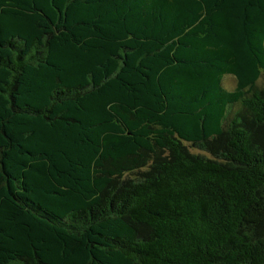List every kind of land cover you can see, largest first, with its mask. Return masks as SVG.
Listing matches in <instances>:
<instances>
[{
  "label": "trees",
  "instance_id": "16d2710c",
  "mask_svg": "<svg viewBox=\"0 0 264 264\" xmlns=\"http://www.w3.org/2000/svg\"><path fill=\"white\" fill-rule=\"evenodd\" d=\"M263 76L264 0H0V264H264Z\"/></svg>",
  "mask_w": 264,
  "mask_h": 264
},
{
  "label": "rangeland",
  "instance_id": "374dc122",
  "mask_svg": "<svg viewBox=\"0 0 264 264\" xmlns=\"http://www.w3.org/2000/svg\"><path fill=\"white\" fill-rule=\"evenodd\" d=\"M262 82H264V76L262 78ZM224 86L231 89L235 85V79L232 76H226L223 80ZM188 148L192 152H198L199 150L196 147H192L190 144H187Z\"/></svg>",
  "mask_w": 264,
  "mask_h": 264
}]
</instances>
